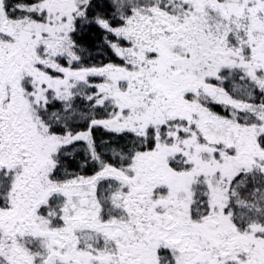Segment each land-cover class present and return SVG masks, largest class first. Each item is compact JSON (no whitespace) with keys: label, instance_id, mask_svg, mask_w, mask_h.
<instances>
[{"label":"snow or ice","instance_id":"obj_1","mask_svg":"<svg viewBox=\"0 0 264 264\" xmlns=\"http://www.w3.org/2000/svg\"><path fill=\"white\" fill-rule=\"evenodd\" d=\"M0 264H264V0H0Z\"/></svg>","mask_w":264,"mask_h":264}]
</instances>
